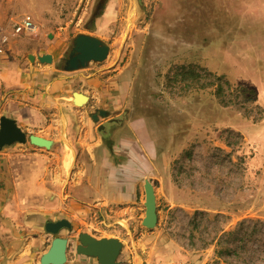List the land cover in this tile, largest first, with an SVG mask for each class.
<instances>
[{"label": "rangeland", "instance_id": "rangeland-1", "mask_svg": "<svg viewBox=\"0 0 264 264\" xmlns=\"http://www.w3.org/2000/svg\"><path fill=\"white\" fill-rule=\"evenodd\" d=\"M26 16L37 32L9 36L0 71L29 66L41 48L57 55L55 66L41 65L61 71L78 33L101 38L106 60L68 73L89 71L102 91L132 75V99L112 96V114L123 118L131 103L163 160L146 178L156 227L142 226L144 208L92 204L71 217L68 252L86 232L118 237L119 264H264V0H0L8 34ZM181 67H195L206 88L190 87Z\"/></svg>", "mask_w": 264, "mask_h": 264}, {"label": "crops", "instance_id": "crops-1", "mask_svg": "<svg viewBox=\"0 0 264 264\" xmlns=\"http://www.w3.org/2000/svg\"><path fill=\"white\" fill-rule=\"evenodd\" d=\"M45 54L52 55V63L38 60ZM27 59L29 66L16 61L0 71V96L6 91L2 116L13 119L28 138L25 144L0 149V264H40L55 237L47 233L46 224L66 219L73 225L71 217L92 204L121 208L123 213L144 208L145 214L141 188L149 173H158L163 164L146 122L131 117V103L125 105L123 118L112 114V96L131 98L132 75L102 91L89 71L74 75L43 67L55 66L54 52L41 48ZM44 73L50 80H43ZM76 92L87 97L84 105L73 104ZM31 135L49 140L50 148L33 145ZM18 144L22 147H15ZM69 231L62 229L59 236L69 242ZM94 260L67 249L65 264H98Z\"/></svg>", "mask_w": 264, "mask_h": 264}, {"label": "water", "instance_id": "water-1", "mask_svg": "<svg viewBox=\"0 0 264 264\" xmlns=\"http://www.w3.org/2000/svg\"><path fill=\"white\" fill-rule=\"evenodd\" d=\"M110 46L101 38L86 33H78L72 41V47L65 59L62 70L74 72L89 66L91 62L101 63L108 57ZM30 56V55H29ZM34 56L31 55V61H34ZM41 63H52L53 57L50 54L38 56ZM73 98L78 106L82 101L87 102L81 93H74ZM79 101V102H77ZM72 102L74 100L72 99ZM74 104V103H73ZM100 115L106 116V112H101ZM98 119V115H95ZM27 135L16 124L13 119L6 116L0 118V149L15 143L25 144ZM29 141L38 147L49 149L51 142L44 138L31 135ZM145 194V214L142 219V226L147 229H153L158 222L157 213V198L155 188L152 182L145 179L144 182ZM72 229L71 223L66 220L57 222H48L45 226L47 233L55 236L51 241L48 250L40 257V264H65L67 261L68 239L60 237L59 232L62 229ZM79 245L76 247V252L79 255L92 257L97 259L98 264H119L118 258L121 254L123 243L118 238H96L89 233L82 232L78 235Z\"/></svg>", "mask_w": 264, "mask_h": 264}, {"label": "built area", "instance_id": "built-area-1", "mask_svg": "<svg viewBox=\"0 0 264 264\" xmlns=\"http://www.w3.org/2000/svg\"><path fill=\"white\" fill-rule=\"evenodd\" d=\"M37 32V27L30 16L24 17L20 22L16 23L8 34L6 29L0 28V55L5 53V45L9 40V36H17L20 34H34Z\"/></svg>", "mask_w": 264, "mask_h": 264}, {"label": "trees", "instance_id": "trees-1", "mask_svg": "<svg viewBox=\"0 0 264 264\" xmlns=\"http://www.w3.org/2000/svg\"><path fill=\"white\" fill-rule=\"evenodd\" d=\"M182 71H181V77L184 80H187L190 84V87H193L195 89H200V88H206V86H198L199 82L201 81V75L200 73L195 69V67H181ZM221 90H222V86L219 85L218 89H217V94L218 96H221ZM242 91L244 94H248L249 96H251L249 99H253L254 100V95H255V92L253 90H246L244 88H242ZM223 102V101H222ZM225 105L227 104L226 102H223Z\"/></svg>", "mask_w": 264, "mask_h": 264}, {"label": "bare ground", "instance_id": "bare-ground-1", "mask_svg": "<svg viewBox=\"0 0 264 264\" xmlns=\"http://www.w3.org/2000/svg\"><path fill=\"white\" fill-rule=\"evenodd\" d=\"M72 99L74 100L73 103L75 104V101H76V100H75L74 98H72ZM85 99L87 100V98H85ZM77 102H79V101H77ZM85 103H86L85 101H82L81 103L79 102L80 105H78V106H82V105H84ZM75 105H76V104H75Z\"/></svg>", "mask_w": 264, "mask_h": 264}]
</instances>
